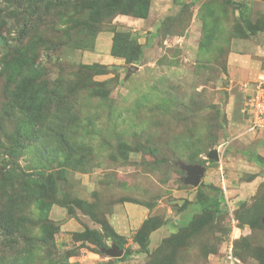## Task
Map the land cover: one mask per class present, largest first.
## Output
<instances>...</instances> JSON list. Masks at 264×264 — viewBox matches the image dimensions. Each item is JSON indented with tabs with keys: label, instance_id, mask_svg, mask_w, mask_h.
I'll return each instance as SVG.
<instances>
[{
	"label": "rangeland",
	"instance_id": "obj_1",
	"mask_svg": "<svg viewBox=\"0 0 264 264\" xmlns=\"http://www.w3.org/2000/svg\"><path fill=\"white\" fill-rule=\"evenodd\" d=\"M0 34V264H230L233 224V264L264 259V132L243 110L262 29L222 0H0ZM100 221L123 258L82 243Z\"/></svg>",
	"mask_w": 264,
	"mask_h": 264
},
{
	"label": "trees",
	"instance_id": "obj_2",
	"mask_svg": "<svg viewBox=\"0 0 264 264\" xmlns=\"http://www.w3.org/2000/svg\"><path fill=\"white\" fill-rule=\"evenodd\" d=\"M53 1H56L58 2L59 4H62L63 0H53ZM223 4L225 6H229L231 7L232 9L236 10L239 12V16H240V25L243 26L244 28V31L246 32H249V34L251 35H255V34H258L261 32V29L262 31H264V25L261 23L262 20L258 23H253L250 18H249V13L251 11L250 7L246 4V2H243V0H222ZM132 8V6H131ZM110 11H113L115 10L113 7H109ZM262 27H261V26ZM115 36L113 37V40H112V45H111V53L114 52V45H115ZM6 41L5 37L3 35L0 34V43H4ZM115 53V52H114ZM188 166H191V165H188ZM41 180V183L44 185V186H47L48 185V181L47 179L45 178H40ZM222 195L220 194L218 196V198H207L205 200H202V209L203 211H207L209 209H212L215 216L220 214V208L219 206L221 205V201H222ZM262 202H259L256 206V211L257 209L261 206ZM62 207H65L68 209V207L66 206H62ZM237 218V217H235ZM249 221V220H248ZM248 221H241L242 224L239 222H237V227L240 228V230H242V232L245 231V227L247 226V224H249V226H251L252 228L248 227V229H251L253 230L255 227H254V224L252 222H248ZM101 222V228L99 230L97 229H93V230H90L88 232L89 236H92L90 238H87V239H83L82 235H84L86 232H84L80 238L82 239V243L84 244V246L86 245L87 247L90 246L92 247V249L94 251H96L97 253H101L99 250L100 248H108V241H114V243L116 244V246L118 248H122V243L121 241H119L120 237L122 236H119L115 233V231L112 229V227L105 221H100ZM264 222L262 219L258 218L257 219V226L259 228H264ZM104 223H107V224H104ZM145 224V223H143ZM143 226V225H142ZM141 226V227H142ZM159 226L158 224H156L154 227H151L149 230H144V235L143 237L140 238L139 240V244H140V250L141 252H147V248H146V245H147V242L149 241L148 240V235L149 233H151L153 230L157 229ZM254 230H258V229H254ZM262 230V229H261ZM77 237V235H76ZM246 236L243 237V239L245 240V242H247V237L245 238ZM78 238V237H77ZM80 238H78L80 240ZM91 238L93 240H91ZM228 236L226 237V240H225V243L228 242L227 240ZM240 239L239 238H236L233 242V246H232V249H231V255L233 256V261L237 262V259L235 258V249H236V246H237V242L239 241ZM228 245V244H227ZM226 245V246H227ZM95 248V249H94ZM228 256V253H227V250L225 251V258L228 260L227 258ZM123 258V257H121ZM114 261L116 260H119V259H113ZM113 260H106L105 263L103 264H114L112 261ZM259 264H264V259H255ZM235 262H230L228 260V263L230 264H233Z\"/></svg>",
	"mask_w": 264,
	"mask_h": 264
},
{
	"label": "built area",
	"instance_id": "obj_3",
	"mask_svg": "<svg viewBox=\"0 0 264 264\" xmlns=\"http://www.w3.org/2000/svg\"><path fill=\"white\" fill-rule=\"evenodd\" d=\"M244 112L248 115V129L251 132H264V76L263 78L256 82L251 88L247 84H244ZM220 171V183L221 188L224 189L225 179L223 176L222 169L219 167ZM234 223V222H233ZM234 234L239 231L235 225L232 226ZM234 234L230 237L235 238ZM232 239L226 246L228 253V260L232 263L233 258L231 255L232 249Z\"/></svg>",
	"mask_w": 264,
	"mask_h": 264
},
{
	"label": "water",
	"instance_id": "obj_4",
	"mask_svg": "<svg viewBox=\"0 0 264 264\" xmlns=\"http://www.w3.org/2000/svg\"><path fill=\"white\" fill-rule=\"evenodd\" d=\"M131 71L128 72L130 74ZM209 159L218 160L217 150H211L208 154ZM183 169L186 172V176L183 182L187 185L197 187L200 179L203 177L204 170L199 165L184 166ZM103 254L110 258H120L122 256V250L116 246V244L102 250Z\"/></svg>",
	"mask_w": 264,
	"mask_h": 264
},
{
	"label": "crops",
	"instance_id": "obj_5",
	"mask_svg": "<svg viewBox=\"0 0 264 264\" xmlns=\"http://www.w3.org/2000/svg\"><path fill=\"white\" fill-rule=\"evenodd\" d=\"M231 58H232V57H231ZM256 68H257V66H256V65H254V66H253V69H256ZM224 185H225V183H224Z\"/></svg>",
	"mask_w": 264,
	"mask_h": 264
},
{
	"label": "clouds",
	"instance_id": "obj_6",
	"mask_svg": "<svg viewBox=\"0 0 264 264\" xmlns=\"http://www.w3.org/2000/svg\"><path fill=\"white\" fill-rule=\"evenodd\" d=\"M218 152V151H217ZM221 186V185H220Z\"/></svg>",
	"mask_w": 264,
	"mask_h": 264
}]
</instances>
